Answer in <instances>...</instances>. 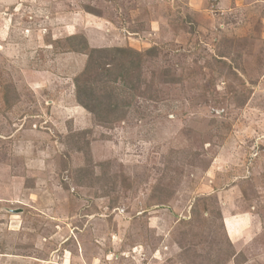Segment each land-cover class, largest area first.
Masks as SVG:
<instances>
[{
  "label": "rangeland",
  "instance_id": "rangeland-1",
  "mask_svg": "<svg viewBox=\"0 0 264 264\" xmlns=\"http://www.w3.org/2000/svg\"><path fill=\"white\" fill-rule=\"evenodd\" d=\"M0 264H264V0H0Z\"/></svg>",
  "mask_w": 264,
  "mask_h": 264
},
{
  "label": "trees",
  "instance_id": "trees-1",
  "mask_svg": "<svg viewBox=\"0 0 264 264\" xmlns=\"http://www.w3.org/2000/svg\"><path fill=\"white\" fill-rule=\"evenodd\" d=\"M70 42L73 45V48L70 50L71 52L75 53H81V54H87L88 60L86 63V66L84 70L75 78V89H76V99L80 106L85 108L88 112L94 113L95 109H103L104 102L106 100L107 96H102L99 91H103L100 89V85L102 84L103 87H105L104 82H97L95 79L94 81L86 80L87 76H89L90 71L95 67L98 69H105L106 76L110 77L113 75L111 65L112 62L109 63V60H103L104 58H107L106 56H110V52L106 49H98V48H89L88 43L86 39L83 36H77L73 35L70 37ZM115 55L110 56L112 57H118L122 55L121 57L124 59L125 64H117L116 60H114L116 63L113 66V71L116 72V76H121L122 73L120 71L125 67L124 65L128 63H135L136 66L134 69H138L141 62L142 55L137 53L135 50L131 48H116L114 50ZM147 54H153V49H150L147 51ZM123 65V66H122ZM109 66V67H108ZM127 67V66H126ZM127 67V71H128ZM119 71V72H118ZM123 81L122 79H120ZM106 89V87L104 88ZM100 121H104L102 117H98ZM109 123H112V121L108 120ZM86 134V132H85ZM81 136L84 135V133L80 134ZM77 151V150H76ZM78 151L80 153H83L85 155V161L88 160V162L92 161V155H91V149L90 144L86 146L78 147Z\"/></svg>",
  "mask_w": 264,
  "mask_h": 264
},
{
  "label": "crops",
  "instance_id": "crops-1",
  "mask_svg": "<svg viewBox=\"0 0 264 264\" xmlns=\"http://www.w3.org/2000/svg\"><path fill=\"white\" fill-rule=\"evenodd\" d=\"M240 229V228H239Z\"/></svg>",
  "mask_w": 264,
  "mask_h": 264
}]
</instances>
